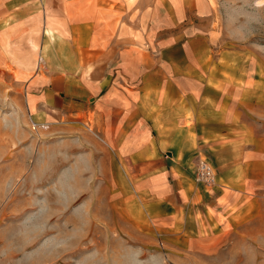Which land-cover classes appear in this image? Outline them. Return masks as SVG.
<instances>
[{"label":"crops","instance_id":"1","mask_svg":"<svg viewBox=\"0 0 264 264\" xmlns=\"http://www.w3.org/2000/svg\"><path fill=\"white\" fill-rule=\"evenodd\" d=\"M12 1L0 0L1 23ZM216 3L159 0L124 28L90 1L29 12L39 22L41 14L42 35L57 45L56 57L40 58L43 70L27 82L30 120L66 126L109 152L145 201L147 222L164 232L234 227L243 201L264 192V135L250 122L259 112L260 86L250 75L257 69L238 76L219 63L229 50ZM202 157L214 169L212 187L194 179Z\"/></svg>","mask_w":264,"mask_h":264},{"label":"rangeland","instance_id":"2","mask_svg":"<svg viewBox=\"0 0 264 264\" xmlns=\"http://www.w3.org/2000/svg\"><path fill=\"white\" fill-rule=\"evenodd\" d=\"M65 1L13 0L10 17L0 22V264H264V192L243 201L234 227L202 233L166 228L167 239L147 222L145 201L133 196L109 152L66 126L30 120L27 82L43 70L40 58L56 57L57 45L42 35L41 14L39 22L38 12H29ZM70 1L97 4L124 28L159 0ZM216 2V27L229 50L219 63L234 66L238 76L246 66L257 69L250 75L260 86L259 112L252 111L250 122L264 135V0Z\"/></svg>","mask_w":264,"mask_h":264},{"label":"built area","instance_id":"3","mask_svg":"<svg viewBox=\"0 0 264 264\" xmlns=\"http://www.w3.org/2000/svg\"><path fill=\"white\" fill-rule=\"evenodd\" d=\"M194 179L197 183H201L206 187L214 186L215 172L210 162L206 158L202 157L197 159L194 167Z\"/></svg>","mask_w":264,"mask_h":264}]
</instances>
